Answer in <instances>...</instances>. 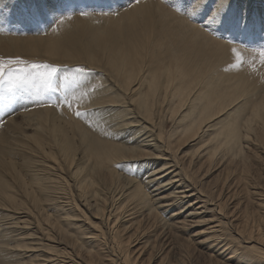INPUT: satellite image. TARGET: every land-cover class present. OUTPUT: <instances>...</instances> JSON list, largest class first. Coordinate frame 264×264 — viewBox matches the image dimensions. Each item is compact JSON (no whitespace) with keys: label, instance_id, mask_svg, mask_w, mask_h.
Wrapping results in <instances>:
<instances>
[{"label":"bare ground","instance_id":"bare-ground-1","mask_svg":"<svg viewBox=\"0 0 264 264\" xmlns=\"http://www.w3.org/2000/svg\"><path fill=\"white\" fill-rule=\"evenodd\" d=\"M25 1L0 0V26L26 21ZM110 3L103 15L66 11L45 35L0 33V49L85 69L88 92L87 116L75 103L38 105L2 125L0 264H142L130 245L151 226L154 241L188 234L183 256L191 246L212 264H264V178L252 172L264 151V66L225 70L233 47L247 59L246 48L264 47V0H198L195 19L169 8L177 0ZM217 11L223 27H207ZM234 185L244 196L232 210Z\"/></svg>","mask_w":264,"mask_h":264},{"label":"rangeland","instance_id":"rangeland-1","mask_svg":"<svg viewBox=\"0 0 264 264\" xmlns=\"http://www.w3.org/2000/svg\"><path fill=\"white\" fill-rule=\"evenodd\" d=\"M41 1L42 0H26L25 2H22L21 4H24V6H25L23 9L26 10V15H27L26 21L24 20V22H22V23H17V22H15L16 18L9 14L10 15V16L8 15L10 17L9 22L1 20L0 33L5 34V36H7V37L12 36L14 38L45 35L48 32V30L50 29V28H48L49 27L48 22H52L53 24H50V25L53 26L54 23L56 21H58L61 16H63V17L65 16L66 11L68 14H71V16H73L74 14H81L82 12L87 13L88 10L91 11V7H92L90 5V3H84L83 2L84 3L83 4L82 0H56L57 2L61 3V6L58 7L59 10L56 11L55 13H49L48 11L43 13L39 9ZM106 1L110 2V0H101L100 11L93 10L91 12H97V14H100V15L106 14L104 9L107 8L108 6L112 5V3L108 4V2L106 3ZM94 3H96V2H94ZM93 6H94V8H97V10H98L99 6H96V4ZM177 7L187 8L186 6L183 5L182 0H177V5L174 4V6H170L169 8H171L172 10H175L177 13H180L176 10ZM31 8L37 9L35 11L34 17H32L29 14L28 10H30ZM50 14H53L55 16H50ZM56 14H58V15H56ZM3 22H4V24H3ZM193 23H196V21L193 20ZM12 24H15V25H12ZM22 24H23V26H22ZM47 25H48V27H47ZM231 48H232V46H231ZM0 57H5V58L20 57V58L27 60V61H30V62L47 63V64H50V65L57 67L58 72L56 73V84L60 88L59 91H57L55 93L49 92V93L43 94L40 98H37L32 93H21L19 96H17L13 100V102L11 104H6L4 102H0V129H1L2 125H4L5 122L10 117L15 116V114L17 116V115L21 114L22 112H27L29 110H32L33 108H38V107H47V106L51 107L55 104L49 103L48 101L50 99L52 101H55L57 99L62 98V96L64 95L65 89L63 87V78L65 76H71V73L68 70H65V68H63L64 67L63 65H61L59 63L56 64V62L47 61L45 59L44 60L43 59L37 60V58H35V59L29 58V56L26 57V55H17V53L8 52V51L3 50L2 48L0 49ZM245 60H247V57H245ZM246 64L247 63H245L241 68H245ZM68 69H72V68H68ZM74 69H76V68L74 67ZM254 73H258V72L250 71L249 75H253ZM262 151L263 150L256 151L257 154L258 153L259 154L261 153V154L260 155L258 154L259 161L257 160V163H255V161L253 162L252 172L254 171V173H256V174L259 173L258 175H261L264 178V151L263 152ZM216 166L214 167L213 172H211L210 178H212L214 181H218L220 183L224 180L222 178V176L224 177L225 174H224V172H222L224 174L223 175L219 171H221V169L224 166L222 167V165H221L219 168H218V166L217 167ZM240 167H241V165L238 168H240ZM216 168H218V169H216ZM237 171H238V173L240 172V170H238V169H237ZM237 171H236V173H237ZM263 181L264 180L262 179L261 182H263ZM236 185H237V183H236ZM237 187L235 186L234 189L235 188L238 189V194L235 195L234 198L229 201L230 202L229 207H232L234 204H236V202H238L241 199V197L244 196V192L241 191V186L240 187L237 186ZM244 204L245 203L241 204L242 207H244ZM251 206L249 204L250 210H255V208L254 207L252 208ZM233 208H234V206L232 207V210H233ZM159 229L161 230V228L159 226L158 227H155V226L148 227L145 230L144 234L139 235L136 238L135 237L133 238V239H135V241L133 243H131L130 247L134 249V251H135L134 255L139 256L138 260L142 264H168L169 260L174 262V263L180 262L183 264H212V263H210V260L205 253H203L199 249L195 250L191 246L189 248V251L187 252V255L183 256L179 253V249L176 247V245L182 244V243L185 244V240H187L190 243L191 242L190 239H187L188 234L179 235L178 233H176L179 237L176 236V234H168L167 236H164L163 238L160 237L154 241V239L156 238L154 235H156L160 232ZM196 229L197 228H194V230H196ZM148 237L150 238L152 243L144 246L143 241L145 239H147ZM174 242H176V243H174ZM154 243H155V246L153 247ZM184 249H186V248H184ZM168 250L169 251L171 250L169 252L170 253L169 256L164 258V255H163V261H161L162 254H165V252H167Z\"/></svg>","mask_w":264,"mask_h":264},{"label":"snow or ice","instance_id":"snow-or-ice-1","mask_svg":"<svg viewBox=\"0 0 264 264\" xmlns=\"http://www.w3.org/2000/svg\"><path fill=\"white\" fill-rule=\"evenodd\" d=\"M139 3L140 0H135ZM190 7L180 8L177 7V11L182 14H186L189 18L195 19L198 12L197 3L198 0H187ZM88 13L82 12L81 15H87ZM222 11H217L205 16V23L207 27L219 26L223 27L222 22ZM71 14H68L67 18H70ZM65 17L61 16L58 20L62 23ZM235 43V41H233ZM246 51L252 53L251 58L245 60L241 51L236 47L232 48V52L235 55V63L231 64L228 69L239 70L245 63L251 68L252 71H257V62L260 66H264V47L260 48H246ZM258 57V61H257ZM86 70L83 68H76L73 70L71 76H65L63 78V87L65 89V94L62 98L52 101L49 103H54L57 107H68L73 108L74 103L77 105V110L75 115L77 117L87 116L86 113H82L79 110V101L88 95L87 91L83 90V86L80 83L79 74H83ZM58 68L47 64L30 62L24 60L20 57H0V102L6 104H11L13 100L19 96L21 93H32L37 98H40L43 94L52 92L55 93L60 90L56 84V73ZM71 85V90L69 89Z\"/></svg>","mask_w":264,"mask_h":264}]
</instances>
